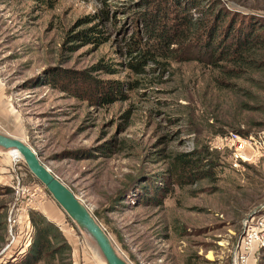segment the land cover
I'll list each match as a JSON object with an SVG mask.
<instances>
[{
	"label": "rangeland",
	"instance_id": "1",
	"mask_svg": "<svg viewBox=\"0 0 264 264\" xmlns=\"http://www.w3.org/2000/svg\"><path fill=\"white\" fill-rule=\"evenodd\" d=\"M143 1L0 0V132L33 149L131 264H234L244 230L264 222V156L232 167L209 144L237 132L264 145V45L216 63L191 47L196 28L176 27L168 48L143 51ZM192 1L185 16L209 19L210 0ZM217 2L264 33V0ZM93 26L98 43L74 37ZM27 174L0 151V264L25 253L29 212L55 225L49 203L69 251L44 264H101ZM248 264H264V245Z\"/></svg>",
	"mask_w": 264,
	"mask_h": 264
},
{
	"label": "trees",
	"instance_id": "2",
	"mask_svg": "<svg viewBox=\"0 0 264 264\" xmlns=\"http://www.w3.org/2000/svg\"><path fill=\"white\" fill-rule=\"evenodd\" d=\"M160 1L161 6H159L157 0H144L142 2L144 11L140 14V18L145 35V41L141 46L143 51L154 47L168 48L170 44H173L172 39L175 38L169 30L176 27L196 28L199 34L190 38V40H193L191 47L216 63H237L236 61L243 55L264 45L262 25L255 27V23L258 22L254 21L253 18H248L246 21L239 20L236 14L229 13L225 7L218 6L215 9V5L219 4L217 0H210V3L204 8L209 15V19H206L203 23L199 22L200 20L197 18L191 16L187 18L185 16L188 11L197 9V4L194 1ZM74 37L81 38L84 42L91 41L94 43H98L101 39L100 31L95 26L80 31ZM130 40L133 42L132 38ZM143 51L139 54L141 59L133 64V67L146 59L143 55L147 53H143ZM111 88L118 90L119 85L116 87L112 85ZM205 151L207 152L206 149ZM205 151L204 153H206ZM185 162L186 160L180 159L176 164L182 166ZM27 176L30 177L28 174ZM31 180L36 183L32 177ZM2 208L0 207V209ZM93 216L97 218L95 213H93ZM29 222L33 228L32 236L25 253L15 264H44L47 259L53 263L56 255H65L69 251V246L57 226L47 221L44 216L37 212H29Z\"/></svg>",
	"mask_w": 264,
	"mask_h": 264
},
{
	"label": "water",
	"instance_id": "3",
	"mask_svg": "<svg viewBox=\"0 0 264 264\" xmlns=\"http://www.w3.org/2000/svg\"><path fill=\"white\" fill-rule=\"evenodd\" d=\"M17 153L28 174L44 189L51 201L73 225L85 245L91 243L104 264H131L115 247L111 237L75 194L40 162L21 139L0 132V151ZM5 153V152H4Z\"/></svg>",
	"mask_w": 264,
	"mask_h": 264
},
{
	"label": "built area",
	"instance_id": "4",
	"mask_svg": "<svg viewBox=\"0 0 264 264\" xmlns=\"http://www.w3.org/2000/svg\"><path fill=\"white\" fill-rule=\"evenodd\" d=\"M209 149L226 152V157L232 167H235V163L238 160L251 162L264 156V145L261 139L251 137L241 139L238 134L233 132L215 136L209 144ZM259 225L258 227L244 230L234 248V264H248L250 257L264 245V222ZM8 227L11 243H14L17 237L11 233L12 225ZM28 232H25L27 233V238L24 240L22 248L29 244Z\"/></svg>",
	"mask_w": 264,
	"mask_h": 264
},
{
	"label": "bare ground",
	"instance_id": "5",
	"mask_svg": "<svg viewBox=\"0 0 264 264\" xmlns=\"http://www.w3.org/2000/svg\"><path fill=\"white\" fill-rule=\"evenodd\" d=\"M4 152H5V154L10 158V160H17V159H20L19 156L17 155V153H11L9 150H8V151H4ZM111 240H112V238H111ZM112 241H113V240H112ZM113 243H114V241H113ZM87 245L89 246L91 252H92L97 258L100 259V257H99V255H98L96 249L94 248V246H92L91 243H89V242H87ZM114 245H115V247L117 248V250H119V248L117 247V245H116L115 243H114ZM119 252H121V251L119 250ZM122 255H123V254H122ZM123 256H124V255H123ZM100 261H101V264H104V263L102 262L101 259H100Z\"/></svg>",
	"mask_w": 264,
	"mask_h": 264
},
{
	"label": "crops",
	"instance_id": "6",
	"mask_svg": "<svg viewBox=\"0 0 264 264\" xmlns=\"http://www.w3.org/2000/svg\"><path fill=\"white\" fill-rule=\"evenodd\" d=\"M2 88H1V84H0V96L2 95ZM48 202V201H47ZM49 203V202H48ZM47 206H46V210L48 209V210H50V213H52V214H50V215H52V216H54V218H55V221H54V223H55V225L56 226H59V224L56 222V221H59V217H58V214L52 209L53 207L50 205V203L49 204H46ZM52 207V208H51ZM47 210V211H48ZM46 217V216H45ZM49 219V218H48ZM52 221V220H51Z\"/></svg>",
	"mask_w": 264,
	"mask_h": 264
}]
</instances>
